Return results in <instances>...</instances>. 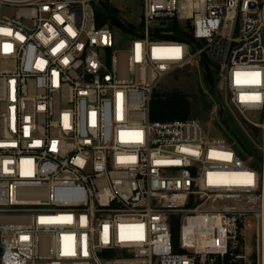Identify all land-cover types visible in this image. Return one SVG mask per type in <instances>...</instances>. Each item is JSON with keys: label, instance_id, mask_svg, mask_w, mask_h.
<instances>
[{"label": "built area", "instance_id": "built-area-1", "mask_svg": "<svg viewBox=\"0 0 264 264\" xmlns=\"http://www.w3.org/2000/svg\"><path fill=\"white\" fill-rule=\"evenodd\" d=\"M103 1L0 0V264H264V0H143L126 51ZM190 68L261 132L249 163L216 107L151 121Z\"/></svg>", "mask_w": 264, "mask_h": 264}, {"label": "rangeland", "instance_id": "rangeland-1", "mask_svg": "<svg viewBox=\"0 0 264 264\" xmlns=\"http://www.w3.org/2000/svg\"><path fill=\"white\" fill-rule=\"evenodd\" d=\"M143 0H107L101 2V6L111 15L120 20L108 18L114 25V48L126 51L129 48V40L134 36L128 31L127 25H132L136 31H140L142 21ZM98 11H100L97 8ZM180 91L188 96L192 103V115L189 120L200 121L205 130L211 125V133L214 137L222 138L230 144H236L235 150L243 156L246 163L250 158L244 155L245 149L238 145L239 141L245 143L248 150H258L261 146V132L246 124L236 109L230 104L228 94L214 87L211 89L202 70L198 68L187 69L175 73L166 79L156 92L171 93ZM215 109V116L211 123V114ZM211 123V125H210ZM252 142V143H251ZM249 166L255 170H261L260 161H254ZM2 249L0 247V255Z\"/></svg>", "mask_w": 264, "mask_h": 264}, {"label": "trees", "instance_id": "trees-1", "mask_svg": "<svg viewBox=\"0 0 264 264\" xmlns=\"http://www.w3.org/2000/svg\"><path fill=\"white\" fill-rule=\"evenodd\" d=\"M174 38L178 40H191L190 37L178 31H176ZM205 77L210 88L214 89L215 79L209 70ZM191 115L192 103L190 102L187 95L180 93V91H173L171 93L155 92L150 105V119L152 122L185 121L189 120L191 118ZM238 145L245 149V152H243L244 155H259L257 150L252 151L246 149L245 143L241 141H239ZM174 233L176 239H178L179 231L175 230Z\"/></svg>", "mask_w": 264, "mask_h": 264}, {"label": "snow or ice", "instance_id": "snow-or-ice-1", "mask_svg": "<svg viewBox=\"0 0 264 264\" xmlns=\"http://www.w3.org/2000/svg\"><path fill=\"white\" fill-rule=\"evenodd\" d=\"M175 51H176L177 53H179V49H176ZM249 182H250V181H249Z\"/></svg>", "mask_w": 264, "mask_h": 264}]
</instances>
